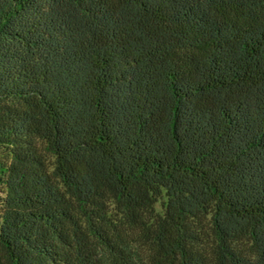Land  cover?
Segmentation results:
<instances>
[{
	"label": "trees",
	"instance_id": "trees-1",
	"mask_svg": "<svg viewBox=\"0 0 264 264\" xmlns=\"http://www.w3.org/2000/svg\"><path fill=\"white\" fill-rule=\"evenodd\" d=\"M0 264H264V0H0Z\"/></svg>",
	"mask_w": 264,
	"mask_h": 264
}]
</instances>
